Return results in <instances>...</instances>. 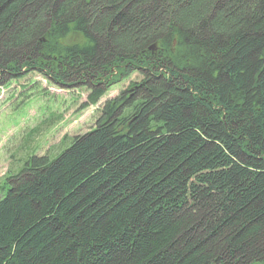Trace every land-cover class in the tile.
<instances>
[{
    "label": "trees",
    "instance_id": "obj_1",
    "mask_svg": "<svg viewBox=\"0 0 264 264\" xmlns=\"http://www.w3.org/2000/svg\"><path fill=\"white\" fill-rule=\"evenodd\" d=\"M29 71L142 78L7 178L0 264L264 261V0H0V80Z\"/></svg>",
    "mask_w": 264,
    "mask_h": 264
},
{
    "label": "rangeland",
    "instance_id": "obj_2",
    "mask_svg": "<svg viewBox=\"0 0 264 264\" xmlns=\"http://www.w3.org/2000/svg\"><path fill=\"white\" fill-rule=\"evenodd\" d=\"M141 78L134 73L107 87L95 104L88 101L85 86L60 87L38 71L0 80V197L10 187L7 178L18 173L30 157L55 158L72 137L95 128L106 102Z\"/></svg>",
    "mask_w": 264,
    "mask_h": 264
}]
</instances>
